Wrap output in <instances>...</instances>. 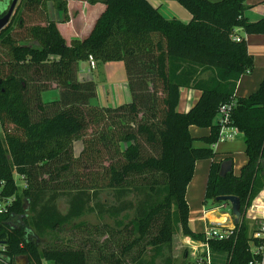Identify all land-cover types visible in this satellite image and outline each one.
<instances>
[{
  "label": "trees",
  "instance_id": "16d2710c",
  "mask_svg": "<svg viewBox=\"0 0 264 264\" xmlns=\"http://www.w3.org/2000/svg\"><path fill=\"white\" fill-rule=\"evenodd\" d=\"M49 1L20 0L0 30V201L5 204L0 213V264H15L17 258L26 264H87V247L42 241L48 232L84 213L83 192L91 185L76 176L77 192L63 214L54 193L43 199L44 181L39 176L47 173L59 180L80 166L87 168L93 186L117 188L119 193L128 188L131 177L154 176L148 198L137 203L130 222L123 224L126 206L111 212L122 215L117 224L128 229L127 237L118 252L100 259L157 264L163 258L162 264H172L176 232L203 240L202 233L189 227L185 193L195 162L215 156L211 147L193 146L189 127L209 128L203 140L217 142L219 129L213 118L219 105L231 100L235 105L230 123L243 135L247 161L239 175L229 171L224 176L219 175L221 162L212 161L203 202L213 209L226 203L217 196H237L242 219L226 239H210L208 244L226 253L225 264L259 259L250 252V242L260 240L253 237L255 227L245 213L264 189V78L248 97L234 95L239 77L251 71L253 60L245 40L235 41L233 36L237 29L264 34V17L249 21L244 16L247 0H176L192 16L187 23L164 18L150 0H56L63 18L55 20L47 12ZM89 56L94 61L124 62L129 102L112 108L91 101L96 97L95 82L77 76V63ZM49 80L56 83L59 95L44 101ZM181 88L200 91L186 112L178 110ZM141 113L135 130L115 133L112 126L119 120L133 124ZM138 136L156 144L158 153L142 156ZM75 141L82 144L77 154ZM98 145L104 151L115 146L118 158L93 172L86 161L91 153L93 161L101 152ZM15 175L24 180L20 190Z\"/></svg>",
  "mask_w": 264,
  "mask_h": 264
},
{
  "label": "rangeland",
  "instance_id": "374dc122",
  "mask_svg": "<svg viewBox=\"0 0 264 264\" xmlns=\"http://www.w3.org/2000/svg\"><path fill=\"white\" fill-rule=\"evenodd\" d=\"M10 1L11 0H0V9L6 4L9 5ZM19 1L20 0H17V4ZM14 11L15 9L13 10L12 16L14 15ZM47 12L51 19L60 20L63 18L62 10L57 7L56 0H50L47 3ZM103 64L104 62L98 61L96 67L92 68L91 71L97 78L102 77L107 79L106 74H108V72L105 70ZM111 65H113L114 69L109 72V76L115 77L119 73L123 64L121 62L113 61ZM47 85L48 87L45 91L48 92L46 93V96L44 95L45 100H47V98L53 97V94L51 93H56L55 96L57 97L59 95V89L56 86V83L52 80H49ZM150 85L151 84H148V86ZM54 88H56V91L51 92V89ZM94 103L97 104V102ZM144 113V117L148 118L150 116V112L147 109H145ZM141 116L142 113L137 116V119L133 121V124H130L132 122L127 119L121 121L119 120V122L114 124L112 128L115 133L117 131L120 133L124 130H135L136 123H138V120ZM32 117L35 119L37 117V111L34 108H32ZM88 137L89 132L87 131L86 138ZM138 141L142 156L145 157L149 155H156L158 153V148L155 146L156 144L147 142L144 136H138ZM119 145L122 146V144H118L117 146ZM81 147L82 144L80 142L76 144L74 149L75 154L79 152ZM98 147L101 148V152L96 154L93 161L92 157H94V153H91V158L87 159L86 161L88 165L91 164L94 168L93 172L96 168L107 166L110 161L118 158V154L115 153V146H112L110 150L105 148V151L100 145H98ZM95 172L100 171L97 170ZM62 176V179L59 180L53 177L49 178L51 176H49L47 173L39 176V179L44 181L41 186L43 188V199H47L49 195L54 193L56 197L54 201L55 205L61 213H66L69 208L71 196L77 192V189L74 186L75 178L77 176V179H82L87 185H91L89 186L91 188L86 189L85 192H83L84 197L87 200L86 209L80 217L64 224L56 231L48 232L42 239L44 242L43 245L55 243L57 246H68L73 248H78L83 245L84 248L87 247V249H89L87 253V264H111L108 261H104V258L100 259V255L108 256L112 251L115 253L118 252L119 245L122 244V240H124V238L126 239V231H128V229L124 228L123 225L117 224V221L122 219V215H112L111 212L122 205L126 206L127 209L123 216V218L126 217V219L123 220V224L126 225L128 222H130V220L136 215L135 207L137 203L145 198H148V193L150 192L149 185L151 180L154 179V176L143 174L129 178V183L127 184L128 188H126V190H124L122 193H119L117 188H105L99 184L93 186V182L91 181L92 176L87 173V168H83L81 166L76 170H74V168H70L69 171L64 173ZM14 177L20 190L24 185V180L18 175H15ZM154 230L155 229L153 227L152 233H154ZM177 233L178 232H176L173 237L172 252L170 255L173 257L172 264H183V262L186 261L183 259L184 248H180L178 250L179 253H177L176 256L174 254ZM108 234H110V236ZM130 238H127V241H129ZM210 252L213 264H225L226 254L224 252L213 249L210 250ZM166 254L168 255V253ZM162 262L163 258H159L157 260V264H162ZM17 264H26V261L25 259L18 258ZM43 264L52 263L43 261ZM185 264L205 263L195 262L191 258H188V261Z\"/></svg>",
  "mask_w": 264,
  "mask_h": 264
},
{
  "label": "crops",
  "instance_id": "0c3cea01",
  "mask_svg": "<svg viewBox=\"0 0 264 264\" xmlns=\"http://www.w3.org/2000/svg\"><path fill=\"white\" fill-rule=\"evenodd\" d=\"M150 3L156 7L159 13L166 19L175 18L181 22L187 23L192 17L190 12L181 6L176 0H150ZM245 4L247 8L244 10V16L249 21H256L264 17V0H247ZM235 34L245 40L247 51L252 56L253 60V67L251 71L242 74L235 86L234 95L236 97L242 98L248 97L250 94L255 92L259 87L262 78H264V34H247L241 29L235 30ZM97 62L98 61H94V66L92 68L96 67ZM112 62L113 61L104 62L103 64L105 70L108 72V74H106L107 79L102 77L97 78L93 75L89 59L85 61H79L77 63V76L80 81L89 79L95 82L96 97L91 100L93 103L97 102V104L100 106L113 108L120 104L129 102L131 99V94L124 62L116 61L121 62L123 66L115 77L109 76V72L114 69L113 65H111ZM51 90V92H55L56 88ZM47 92L48 91L42 92V99L44 101ZM51 94H53V97L47 98L46 101L53 100L54 97L56 98V93ZM179 95L178 110L181 112H186L196 102L200 95V91L191 88H181ZM189 131L194 137V147H211L215 153L213 159H200L195 162L193 176L187 185L185 193V198L189 208V227L195 233H202L207 226L217 225V218L219 216H216L215 214L221 213L218 207L207 209V205L203 202L210 163L212 161L221 162L225 159H231L232 172L235 175H239L242 165L247 161V156L245 154V144L242 133H238L235 138L231 140H218L213 144H208L203 140V138L209 135V128L190 126ZM78 143V141L73 143L74 149ZM253 200L259 203H264V189H262ZM248 220L250 221L251 225L255 227V222L250 219ZM231 225L233 224L229 223V226ZM189 240H191V238L182 235L181 232L178 231L177 240L174 246V254L176 256L177 253H179L178 250L180 248H184V252L187 254L186 262L188 261V258H191L195 262H199L188 254L186 243ZM17 260L18 258L15 260V264H17ZM201 263L213 264L211 252L209 253V261Z\"/></svg>",
  "mask_w": 264,
  "mask_h": 264
},
{
  "label": "built area",
  "instance_id": "2783aa9c",
  "mask_svg": "<svg viewBox=\"0 0 264 264\" xmlns=\"http://www.w3.org/2000/svg\"><path fill=\"white\" fill-rule=\"evenodd\" d=\"M235 41H240L241 37L234 35ZM90 67L94 66V60L92 56L88 57ZM235 103L233 100L222 103L219 105L218 110L213 118V123L219 129L218 140H231L240 133L236 127L231 125L230 112L234 107ZM217 140V141H218ZM10 203V200L7 201ZM5 204L0 201V213L4 211ZM220 209L219 217L217 218L220 226H207L203 234V240H189L187 244L188 254L195 258L199 262H208L209 253L211 248L209 247L208 240L210 239H226L233 231L234 225H224L227 219L230 218L231 212L227 203L218 206ZM228 209V211H227ZM245 216L247 219L255 222V229L253 237L260 240L259 244H255L253 241L250 242V252L253 255H260L259 259L253 258L248 264H264V203H259L252 200L250 206L247 208ZM231 264V263H228Z\"/></svg>",
  "mask_w": 264,
  "mask_h": 264
},
{
  "label": "water",
  "instance_id": "95a60500",
  "mask_svg": "<svg viewBox=\"0 0 264 264\" xmlns=\"http://www.w3.org/2000/svg\"><path fill=\"white\" fill-rule=\"evenodd\" d=\"M17 4V0H11L8 8L6 9L4 15L0 16V30L6 26V24L10 21V18L12 16L13 10L15 9V6ZM232 171V161L231 159H225L221 161L220 163V169H219V175L224 176L227 172ZM217 201H223L229 204L231 216L230 219H228L224 225H229V223H232L233 225L238 224L242 219V213L240 211V204L239 199L237 196L234 195H220L216 197ZM216 216H219V213L215 214ZM217 226H220L219 223H217Z\"/></svg>",
  "mask_w": 264,
  "mask_h": 264
}]
</instances>
